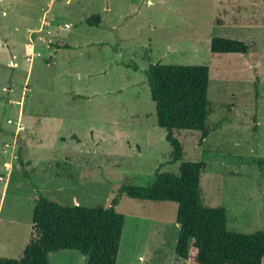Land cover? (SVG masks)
<instances>
[{"label":"rangeland","instance_id":"374dc122","mask_svg":"<svg viewBox=\"0 0 264 264\" xmlns=\"http://www.w3.org/2000/svg\"><path fill=\"white\" fill-rule=\"evenodd\" d=\"M216 37L249 54H213ZM158 63L209 66L210 136L177 131L184 160L206 163L204 204L231 232L264 230V0H0V257H23L39 194L107 208L124 184L179 172L145 75ZM177 209L123 196L117 264H197L175 253Z\"/></svg>","mask_w":264,"mask_h":264},{"label":"trees","instance_id":"16d2710c","mask_svg":"<svg viewBox=\"0 0 264 264\" xmlns=\"http://www.w3.org/2000/svg\"><path fill=\"white\" fill-rule=\"evenodd\" d=\"M85 23L100 27L102 18L93 15ZM249 51L250 46L240 40L216 37L211 41L213 54L246 56ZM145 75L158 126L166 131L172 162H180L179 172H157L148 187L124 184L107 208L63 207L39 194L23 257H0V264H50L51 254L66 250L79 252L86 264H117L125 226V216L117 207L123 196L178 204L176 223L180 230L174 248L182 260L191 259L195 252L197 264H264V230L231 232L224 209L204 204L201 178L206 163L185 161L184 146L176 136L180 130L200 132L201 142L210 136L209 66L158 63L150 65ZM18 153L20 156L21 150Z\"/></svg>","mask_w":264,"mask_h":264},{"label":"crops","instance_id":"0c3cea01","mask_svg":"<svg viewBox=\"0 0 264 264\" xmlns=\"http://www.w3.org/2000/svg\"><path fill=\"white\" fill-rule=\"evenodd\" d=\"M5 12H3V14H4ZM43 19V17L41 18V20ZM41 20H40V22H41ZM18 31V28L16 27L15 28V32H17ZM27 31L29 32V34L32 32V31H34V29H31V28H29V29H27ZM38 31V30H37ZM27 32V33H28ZM30 43H31V39H30ZM33 46V45H32ZM11 51H13V47L11 46ZM15 56V55H14Z\"/></svg>","mask_w":264,"mask_h":264}]
</instances>
